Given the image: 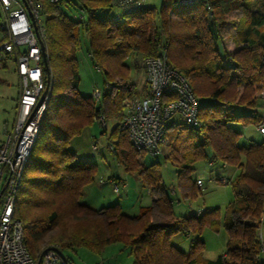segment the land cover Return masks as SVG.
<instances>
[{
  "label": "trees",
  "instance_id": "obj_1",
  "mask_svg": "<svg viewBox=\"0 0 264 264\" xmlns=\"http://www.w3.org/2000/svg\"><path fill=\"white\" fill-rule=\"evenodd\" d=\"M68 9L75 11L70 15ZM78 9L85 12L80 20L73 17ZM233 11L241 17L234 21L233 44L238 48L228 51L220 32ZM42 12L46 58L44 64L42 56V74L50 86L49 96L13 206L30 253L39 255L47 245L61 252L77 246L98 252L120 241L133 254L132 264H264V139L240 144L241 133L233 126L264 120L255 108L254 94L264 86V31L260 30L264 0H205L189 6L161 0L158 9L145 4L132 11L121 10L113 0H68L61 5L42 0ZM115 14L118 18L113 20ZM80 36L86 38V51L102 75L98 101L78 90ZM162 47L199 102L198 125L169 126L163 163L176 167L177 184L187 189V197L196 192L193 164L207 157L206 148L211 152L208 159L239 169L230 181L234 198L223 220L229 238L215 259L201 256L204 243L198 235L191 237L187 252L171 243L175 233L196 234L219 220L215 209L200 215L175 214L157 161L138 171L142 185L158 193L154 199L158 222L151 221L150 206L130 216L117 203L95 209L79 201L82 187L95 179L96 163L76 159L69 148L71 138L96 120L107 98L105 112L117 120L110 133L113 151L126 154L134 167L136 154L128 150L125 133L119 129L122 100L133 93L126 59L140 53L144 60L158 55ZM239 86H243L240 92ZM245 108L249 113L243 112ZM66 262L70 264L67 258Z\"/></svg>",
  "mask_w": 264,
  "mask_h": 264
},
{
  "label": "built area",
  "instance_id": "obj_2",
  "mask_svg": "<svg viewBox=\"0 0 264 264\" xmlns=\"http://www.w3.org/2000/svg\"><path fill=\"white\" fill-rule=\"evenodd\" d=\"M46 1L61 5L68 0ZM202 1L205 0H177L184 6ZM113 2L125 11L145 6V0ZM0 11V63L6 64L8 59H13L19 78L15 118L10 129L5 126V138L0 142V264H68L55 245L46 246L39 255L31 254L24 242L23 226L13 217L23 166L39 132L50 89L42 74L41 43L45 36L42 0H0ZM84 15L85 12L78 9L73 17L80 20ZM117 18L118 14H115L113 20ZM143 67L144 90L123 98L119 129L125 133L132 148L156 157L162 154L171 124H199V102L188 79L168 62L166 47H162L156 56L145 57ZM91 94L99 100L101 89L94 87ZM96 120L101 125L106 123L105 115L101 113ZM257 130L264 135V120L258 122ZM97 148V144L92 145L93 151ZM195 181L198 186L202 185V179ZM112 184V190L119 193L123 184L118 181Z\"/></svg>",
  "mask_w": 264,
  "mask_h": 264
},
{
  "label": "rangeland",
  "instance_id": "obj_3",
  "mask_svg": "<svg viewBox=\"0 0 264 264\" xmlns=\"http://www.w3.org/2000/svg\"><path fill=\"white\" fill-rule=\"evenodd\" d=\"M156 1L155 8L158 9L161 0ZM74 11L68 9L70 15ZM113 12L114 10L111 11V13ZM0 16H2L1 11ZM239 18H241L239 11L231 12L227 17V23L221 29V42L228 51H234L238 48V45L235 46L233 44V36L234 21L235 19L239 21ZM260 30L264 31V26ZM79 45L80 48L77 47L79 48L77 50L79 91L83 95H88L94 85L98 88L102 87V75L88 56L85 37L80 36ZM126 63L130 67V86L133 89V93L140 94L144 90L143 57L140 53L130 54L126 59ZM15 65L13 59H8L6 64L4 62L0 63V142L5 138V126L7 125V128L10 129L16 114L19 78L15 72ZM119 85L122 87V84ZM237 89L240 92L243 86H239ZM254 94L256 97L257 95H264V86L255 90ZM199 101L204 102L202 99ZM101 106L103 110L101 114H104L106 119L105 125H101L95 120L93 123L86 125L80 133L74 135L69 143V148L75 153L76 159L96 163L95 179L82 187L79 201L95 209L117 203L122 213L130 216L138 215L141 208L148 207L151 203L150 194L145 191V187L140 183V179L141 181L143 180L138 168L140 166H148L157 161L162 180L167 184L166 190L172 199L171 208L175 214L185 216L191 214L200 215L202 212L215 209V218L219 220L216 225H204L196 234L175 233L171 236V243L187 252L191 237L198 235L204 243L201 253L204 259H215L222 254L229 238L223 220L226 214V207L234 198L230 181L233 180L239 170L231 165H229L231 167H224L219 161H210L208 157L211 152L209 148H206L207 157L194 162L192 174L193 176H200L203 179V185L200 188L198 186L195 187L196 192L193 196L182 197L178 192L177 183L171 189L174 192L169 189L170 184L172 185L171 181L175 182L176 169L172 168L173 164L168 163L170 167L168 166L167 170V165L163 163L162 155L165 156L167 153L168 139L165 140L162 154L156 157L146 152L135 150L127 142L128 150L136 154L135 166L131 167L126 154L118 156V153L113 151L112 147L115 145L110 133L117 120L108 118L105 112L109 106L107 98L102 100ZM249 111V108L243 109L244 113H249ZM176 119L180 120L178 116ZM233 126L241 133L238 141L240 144H247L252 139L255 141L264 139V135L259 133L257 125L255 126L254 123H248L247 125L234 123ZM104 128L106 133L103 132ZM93 144H97L98 147L95 151L92 149ZM110 177H119V179H109ZM221 177L227 178L226 183L221 180ZM120 178L125 179L127 186L122 193L121 190L116 193L112 190V182L118 181L123 184L125 181ZM249 220L254 222L252 219ZM62 253L69 259L70 264H132L133 262V254L120 241L111 242L98 252L86 246H77L74 249L65 248ZM261 259L264 261V256L261 255Z\"/></svg>",
  "mask_w": 264,
  "mask_h": 264
},
{
  "label": "crops",
  "instance_id": "obj_4",
  "mask_svg": "<svg viewBox=\"0 0 264 264\" xmlns=\"http://www.w3.org/2000/svg\"><path fill=\"white\" fill-rule=\"evenodd\" d=\"M156 3H157V1L156 0H151V1H149V0H145V4H147V6H155L156 5ZM76 56H77V61H78V54H76ZM89 56V55H88ZM94 87H96L95 85L93 86V88ZM143 87H145V84H144V76H143ZM92 88V89H93ZM78 90H79V87H78ZM92 91V90H91ZM80 92V91H79ZM18 93H19V89H18ZM90 94H91V92H90ZM257 100H258V103H257V105L255 106V108H256V110H258L260 113H261V115L262 116H264V95H257ZM97 121V120H96ZM98 122V121H97ZM256 126V125H255ZM104 133H106V129L104 128V131H103ZM253 140V139H252ZM210 160V159H209ZM210 161H212V160H210ZM222 164V166H229V165H227V164H225V163H221ZM167 166V170H168V166H169V164L167 163L166 164ZM170 167V166H169ZM174 166H172V168H173ZM229 167H231V166H229ZM175 169H176V167H174ZM236 168V167H235ZM238 169V168H237ZM239 170V169H238ZM169 172V171H168ZM112 178H116V179H119V177H110L109 179H112ZM171 178V177H170ZM197 178H200V179H202L200 176H193V179L194 180H196ZM221 178H224V179H226L227 180V178H225V177H221ZM120 179H122V180H124L125 181V179H123V178H120ZM171 180H173V179H171ZM174 180H175V182H173V181H171V183H172V185L173 186H176V183H177V179H175L174 178ZM140 183L142 184V181H141V179H140ZM226 183V182H225ZM165 184V186L167 185L166 183H164ZM178 185V184H177ZM202 185H203V179H202ZM202 185L201 186H199V188L200 187H202ZM126 186H127V182L125 181L124 183H123V187L121 188V193L124 191V189L126 188ZM170 186H171V184H170ZM177 189H178V192L180 193V195L182 196V197H187V196H185V194H184V192L187 190L186 188H184V187H182V186H177ZM145 191L147 192V193H149L150 194V201H151V203L149 204V206L150 207H152V211H151V220L152 221H154V222H158L159 220H160V213H159V209H158V207L154 204V199L156 198V196L158 195V193L156 192V191H154V189H152L151 187H145ZM174 192V191H173ZM170 195V194H169Z\"/></svg>",
  "mask_w": 264,
  "mask_h": 264
},
{
  "label": "water",
  "instance_id": "obj_5",
  "mask_svg": "<svg viewBox=\"0 0 264 264\" xmlns=\"http://www.w3.org/2000/svg\"><path fill=\"white\" fill-rule=\"evenodd\" d=\"M41 47H42V56H43V63L46 64V58H45V48H44V44L41 43ZM45 92V91H44ZM60 256L62 257L63 260H66V257L63 255V253L59 250ZM38 264V262H37Z\"/></svg>",
  "mask_w": 264,
  "mask_h": 264
}]
</instances>
